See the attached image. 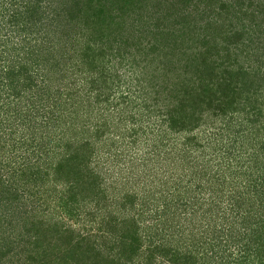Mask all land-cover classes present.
I'll use <instances>...</instances> for the list:
<instances>
[{"label": "trees", "instance_id": "trees-1", "mask_svg": "<svg viewBox=\"0 0 264 264\" xmlns=\"http://www.w3.org/2000/svg\"><path fill=\"white\" fill-rule=\"evenodd\" d=\"M10 1L13 5L16 3L15 0ZM143 1L48 0L42 14L35 13L30 7L0 14V27L12 25L16 30L14 34L22 35V30L31 28L40 30L47 38L43 49L50 51L48 57H42V48L30 45L23 55H6L7 51L1 46L5 40L0 30V149H6L2 142L7 130L12 127L17 139L16 148L23 150L27 170L43 161L45 168L39 169L56 176L62 175V205L69 210L70 217L78 214L80 207L76 205H87L90 197L95 205H138V208L141 205H156L162 211L159 214L156 211L157 216L152 215L155 221L149 227L143 221L141 224L142 213H137V208L131 210L129 220H123V215L117 216L113 211L116 216L111 213L112 216L106 219L109 227H100L99 231L103 235H113L116 241L112 244L107 240L99 241L93 253L91 235L86 227L89 220L81 222V229L76 230L69 225L62 229V233L60 230L54 232L37 226L35 220L29 221L31 225L27 224L24 219L27 209L14 205L12 215L23 219L19 235L26 237L23 242L19 240L20 250L15 257L20 259V255L27 252L25 243L35 250V254L27 255L36 264H54V258L62 264H258L259 261L264 264V221H260L262 217L258 214L260 208L264 210V190H261L264 179L257 187L249 176L245 189H239L234 194L227 193L224 183L220 182L221 175H209L200 164L196 165V169L191 166V154L196 146L192 136L185 137L181 144L178 140L173 143L166 139L175 138V134L188 127L192 130L205 126L210 117L215 118L213 124L216 123L224 109V112H230L225 116L227 122L222 127H216L215 132L222 137H230L228 144L241 149L236 151L237 154H248L250 158L254 154L257 156L255 160L259 161L264 149L258 152V149L251 151L249 148L261 143L264 148V104L260 108L244 106L247 99L241 101V94L248 91L251 97V93L258 89L261 75L264 83L262 65L242 63L234 68L231 63L217 61L212 66L209 61L206 62L208 56L204 53V56L200 53L193 55L194 59L192 56L186 71L181 64L173 63L170 76L175 85L168 82L154 84L155 80L150 84L154 89L152 92L156 93L153 106H156L160 117L156 134L149 139L143 136L146 158L139 160L143 166L141 172L138 173V167H134L136 157L129 166L119 164L121 171L133 168L131 174L120 175L118 180L113 177L115 171L112 174L106 167L109 162L108 165L114 169L119 158L126 159L130 151L129 141L125 146L121 143L120 152L117 151L113 158L107 156L102 165L94 157L98 148L97 139L103 140L104 134L111 131L105 121L106 115L115 118L114 121L118 122L116 126L124 123V119L118 117L121 115L118 112H123V109L120 111L118 103H112L108 94L119 67L113 58L106 60L105 55L110 51L116 52L118 59H127V63L133 66L142 62L146 68L138 76H144L146 81L161 73L154 62L157 60H154L156 43L144 39L148 33L144 27L146 23H141ZM133 11L137 12L135 18L131 17ZM59 30H62V43L55 42V33ZM26 40L22 38V41ZM255 76L259 78L257 81ZM162 91L170 94L169 99L160 94ZM37 97H40L39 106L35 101H27L37 100ZM172 98L174 102L170 107ZM142 102L144 105L147 103L146 106L153 103L150 99ZM95 106L98 107L95 113L99 114L98 117L94 116ZM256 114L262 124L254 120ZM231 119L236 123L229 122ZM122 127H117L119 130L114 128V136L120 134L124 137L128 133L134 136L132 148L137 144L143 148L141 138L144 129L134 128L128 132V128ZM178 151L183 158L173 157V153ZM232 152L237 156L235 150ZM134 154L136 156V151ZM163 160H170L174 167L182 171L174 167L170 170L165 168L166 181L154 187L157 171L150 165ZM253 170L250 168V173L242 172L252 175ZM169 181L173 184L169 185ZM121 183L123 189L132 184L134 192L118 201L100 198L103 185L108 189H118L116 185L120 187ZM142 187H145V194L140 197L138 189L142 193ZM6 197L10 198L9 194L0 192V201L3 202ZM244 205L247 206L243 208ZM117 217L122 220L113 223ZM253 219H256L255 224ZM189 227L194 231L190 235L191 243L185 244L184 249L175 247L172 244L175 232L183 233ZM140 228H144V235ZM179 239L183 241L184 238ZM241 240L245 241L244 245H239ZM145 242H148L146 250L143 249ZM116 246L120 249L114 253ZM158 249L162 255L160 261H157L158 255L157 259L154 257ZM252 252L255 254L253 259L250 258Z\"/></svg>", "mask_w": 264, "mask_h": 264}, {"label": "rangeland", "instance_id": "rangeland-1", "mask_svg": "<svg viewBox=\"0 0 264 264\" xmlns=\"http://www.w3.org/2000/svg\"><path fill=\"white\" fill-rule=\"evenodd\" d=\"M14 2L16 3L13 5L10 0H0V14L5 12L10 14L15 11L23 10L25 7H30L35 10V13L40 12L42 14L48 0H20L19 2L15 0ZM143 4L144 9L142 11L143 13L141 12V14H143L141 23H146L144 27L146 33H148L147 38L144 39L156 43L154 60H157L154 62L156 66L161 69V73H156L154 78H150L146 81L144 76H138L140 73V75H142L143 70L146 68H144L142 62H139L140 65L133 66L127 63V59H118L115 55L116 52L110 51V53L107 52L108 54L105 55L107 56L106 60L108 58H113L116 66L119 67L117 72L114 73V81L108 94L110 101L112 103L114 102V104L118 103L120 111L123 109V112H118L115 108L116 111L121 114L118 115V117L124 119V123L119 122L121 124L116 126L115 123L117 124L118 122L114 121L115 118L111 115H106L105 121H107V125L111 128V131L110 133L107 132V134H104L103 140L97 139L96 148H98L94 157H96L97 160L100 161V165H102L103 162L106 161L107 156L113 158L116 156L117 151L120 152L121 143H125V146L127 141H129L128 151H130L127 153L126 159L120 160L119 158V160L116 161L117 165L114 169H112V166L110 167L108 165L109 162H106V167L108 166L110 169L109 171H111L112 174L115 171L113 176L115 179L120 175L125 177L127 174H131L130 171L133 166L121 171L119 164L121 163L122 165L123 163L124 167L129 166L133 163L135 157L137 159L134 163V167H138V173L141 172L143 166L140 164L139 160L141 161L146 158L144 157L146 144L143 136L149 139L156 134L160 117L159 113L156 111V106H153L155 102V98L153 97L156 93L152 92L154 89L150 84H153L152 81L154 82L155 80L154 84L163 85L165 82H168L170 85H175L172 84L173 78L170 76L173 63L181 64L184 71H186L190 64L191 57L193 55L195 56L197 53L202 55L204 53L205 56H208L206 62L209 61L212 66L218 61V63H231L234 68L240 67L242 63L255 66L262 65V67H264V0H145ZM136 16L137 12L133 11L131 17L135 18ZM46 27L48 28L47 24ZM47 28L40 27L42 30H46ZM20 29L23 28L20 27ZM0 30L2 39L5 40L1 46L7 51L6 55H10L9 53H14L15 56L18 54L23 55L30 45H34L35 47L40 46V48H42V57H48L50 51H48V49H43L45 48V44H47V38H45L46 35L44 36L40 30L35 28H31L30 30L27 29V31L22 30V35H18L14 34L16 30H13L12 25L9 24H4L3 27H0ZM26 32H30V35ZM23 37L27 40L22 41ZM85 39L82 41L84 47L86 46V44H84ZM55 40L56 43H62V30L55 33ZM68 51L71 53V50ZM53 54H55V52ZM60 65H62V63ZM212 66H210L207 71H209ZM55 75L56 73L54 76ZM261 78L262 75L258 83V89L251 93V97L248 96V91L241 94V101L247 99L244 106L251 105L253 108H260L264 104V88L262 89L264 83L263 80L261 81ZM258 79L259 78L255 76V80L257 81ZM54 82L55 80L53 83ZM146 94H150V96L146 97ZM160 94L169 99L170 94H168L167 91H162ZM126 97L129 98L126 99ZM39 98L40 97H37V100L27 99V101H35L36 106H39ZM146 99L147 102L148 99H150L153 103L149 104V106H146L147 103L144 105L142 101ZM173 99L174 98L171 100L170 107L173 105ZM241 101L239 100V102ZM105 104L106 103H104L103 106H105ZM114 106L116 107V105ZM94 108V116L98 117L99 114H95L98 107L95 106ZM246 109L248 108L246 107ZM246 112L249 111L246 110ZM229 113L228 111L224 112L223 109V112L218 115L219 117L216 123L213 124V119L215 118L212 119V117H210L211 119L208 120L205 126L195 127L192 130L188 127L186 128L187 130L175 134V138L166 139L173 143H176V140H178L181 144L185 137L192 136V138H194L193 143H195L196 146L191 154V166H194L196 169V165L199 166L200 164L209 175H221L222 180L220 182L224 183L227 188V193L234 194L239 189L246 188V185H248L247 177L249 176H252V184H256L257 187H260V183L262 179H264V154L259 156V161L255 160L257 156H254V154L251 158L248 154H237L236 151L240 148L237 147L235 149V147H231V144H228L230 137H222L219 132H215L217 129L216 127H222L227 122L225 116ZM245 114L247 115V113ZM251 118L254 119V116H251ZM254 120H256L257 123H261L260 117L257 114ZM229 122L232 124L236 123L234 119H231ZM102 123L103 122H100V124ZM121 125H123L122 128H128L126 130L128 132L130 129L134 128L144 129L141 138L143 139V148L138 144L132 148L134 136L131 137L128 133L125 134L124 137L120 134L114 136V134H116L114 133V128H121ZM117 130L119 129L117 128ZM5 135L2 146L6 147V149H0V192L6 195L9 194L10 198L6 197L3 199V202L0 201V264H36V261L30 259L31 257L27 255L31 253L35 254L32 245L28 248L24 243L27 252L24 251L21 255L18 253L20 259L15 257L17 250H20L19 240L23 242V238L25 239L26 237L19 235L23 225L21 224L23 219L16 216V214L12 215L14 205H22L21 207H24V210L27 209L26 216H24L25 221L28 222L27 224L31 225L29 221L35 220L38 222L37 226L40 225V227L45 229L48 228L50 231L54 232L60 230L62 233V229L69 225H72L76 230L79 228L81 229V222L89 220L86 227L91 235L92 243L90 245L92 246L91 251L93 253L95 252L94 248L97 249L99 246V241L103 242L107 240L111 244L116 241L113 235L108 233L103 235L99 231L101 228L106 229L109 227L108 220L106 221V219L112 216L111 213H113V211L117 216L123 215V220H129L132 211L137 208V213H142V219H140L141 224L144 222L145 225L149 227L152 221H155L152 220V215L156 214V211L160 209L156 205H141V207H139L140 210H138V205H105L104 203L102 205H95L91 197L87 205H76V207H80L78 209L79 212L77 215H74V217H70L69 210H65V207H63L65 205H62V175L56 176L51 172L39 169L38 167L45 168L43 161L40 162L39 165H35L34 168L31 167V169L27 170L23 150L16 148L17 139L14 131H12V127H9ZM160 142L162 141H159V143ZM11 147H13V149H11ZM262 147L263 143L257 144L255 147L249 148V150L258 149V152H260L264 149ZM2 150L6 153L4 154ZM232 150H235L237 156L233 155ZM135 151L136 156L134 154ZM174 156L179 158L180 152L173 153V157ZM183 157L184 156H181L180 158ZM170 160L173 161L172 157ZM170 160H163L156 165H150L153 166L152 169L154 168L157 171L154 187H159L163 181H166V175H164L165 168H168L166 170H170L174 167V163L170 162ZM174 168L179 172L182 171L176 166ZM250 168L254 169L252 175H246L250 173ZM242 171L247 173L243 174L244 172ZM241 179H243V181ZM110 181L112 182L113 178ZM130 182L133 181L131 180ZM107 183L109 182L107 181ZM168 184L171 185L173 182L169 181ZM104 185L100 190L102 193L100 194V198L103 200L110 199L118 201L117 199L122 197L126 198L135 190L133 186H131L132 184L125 186V189L122 188V183L120 187L116 185L118 189H108L109 187H104ZM142 188V193L138 189L140 197L145 194V187ZM261 190H264V185ZM245 206L247 205H244L243 208ZM160 212L162 211H159L157 214ZM149 214L151 215L150 217H148ZM258 214L262 217L260 221L263 222L264 210L260 208ZM114 216L116 215L114 214ZM122 219L117 217V220L113 223H120ZM252 222L255 224L256 219H253ZM256 226L254 227L256 228ZM143 229L144 228H140L142 235L145 233ZM192 230L193 229L189 227L188 230L183 233L180 232V234L176 231L175 238H172V244L179 249H184L186 247L185 244L191 243L189 240L191 238L190 235H193L194 232ZM242 232L245 233V231ZM182 236L184 238L183 241L179 239ZM244 243L245 241L241 240L239 245H244ZM146 247H148V242L143 244V249L146 250ZM119 249L120 248L116 246L113 252L115 253ZM59 254L60 252H58L57 255ZM154 254L156 259L158 255L157 261H160L162 255L159 249L155 251ZM251 255V259L255 258L253 252ZM54 260V264H62L58 258H54ZM256 262L258 263V261ZM260 263L261 261H259L258 264Z\"/></svg>", "mask_w": 264, "mask_h": 264}]
</instances>
